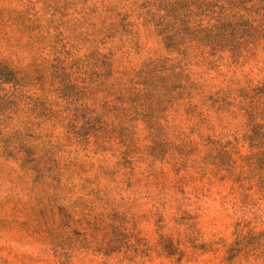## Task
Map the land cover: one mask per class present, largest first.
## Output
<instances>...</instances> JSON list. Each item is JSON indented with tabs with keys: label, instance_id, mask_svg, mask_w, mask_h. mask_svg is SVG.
Wrapping results in <instances>:
<instances>
[{
	"label": "rangeland",
	"instance_id": "374dc122",
	"mask_svg": "<svg viewBox=\"0 0 264 264\" xmlns=\"http://www.w3.org/2000/svg\"><path fill=\"white\" fill-rule=\"evenodd\" d=\"M0 264H264V0H0Z\"/></svg>",
	"mask_w": 264,
	"mask_h": 264
}]
</instances>
